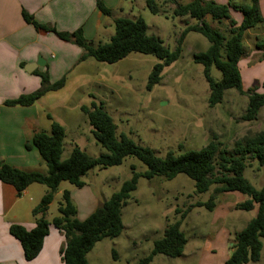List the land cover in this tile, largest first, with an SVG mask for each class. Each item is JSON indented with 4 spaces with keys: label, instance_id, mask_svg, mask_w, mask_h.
Here are the masks:
<instances>
[{
    "label": "rangeland",
    "instance_id": "obj_1",
    "mask_svg": "<svg viewBox=\"0 0 264 264\" xmlns=\"http://www.w3.org/2000/svg\"><path fill=\"white\" fill-rule=\"evenodd\" d=\"M153 1L161 5L163 0ZM177 1L184 5L192 0ZM124 5L131 6L135 18L140 17L145 22L147 34L159 38L169 51L175 49L176 39L186 26L198 23L188 16L173 17L172 5H162L163 15H153L142 0H125ZM206 21L226 33L225 21L217 24L209 17ZM109 31L113 35L114 26ZM256 31L263 34L261 29ZM187 35L180 58L163 69L160 82L150 91L146 90L147 79L160 61L152 55L131 53L113 64L90 59L68 76L61 89L44 98L41 104L46 114L65 128L61 159L66 160L74 147L90 157L104 153L80 111L81 106H89L91 102L104 106L116 126L117 137L124 134L152 150L157 157H164L169 151L177 155L197 151L211 141L219 143L220 149L232 156L235 141L264 131V106L254 121L241 120L247 95L261 93L264 80V61L253 43L255 35L251 32L243 39L245 56L238 64L243 94L226 90L222 101L211 108L207 105L208 86L203 68L193 62V55L205 51L208 42L200 34L189 32ZM210 75L216 81L220 79V72L214 67ZM45 133L49 134L50 130ZM145 170L139 160L128 156L119 166L94 168L88 172L83 178L84 186L102 203L118 191L132 173ZM243 177L259 190L264 186V167L248 160ZM34 187L46 192L42 185L34 184ZM72 188L75 189L67 182L59 186V190ZM212 190L213 187L206 193L196 194L193 181L183 174L170 181L138 178L136 190L121 210L123 221L135 223L117 238L97 242L87 254L89 263L137 264L150 253L153 242L162 237L164 229L179 220L176 210L182 212L197 202H206ZM60 196L59 193L54 196L49 205V217L57 216ZM246 199L238 193H225L217 197L212 211L191 208L180 226L186 238L182 256L171 259L156 255L149 264H225L236 234L256 215V207L249 212L235 208ZM262 244L259 261L248 264H264V242Z\"/></svg>",
    "mask_w": 264,
    "mask_h": 264
},
{
    "label": "trees",
    "instance_id": "obj_2",
    "mask_svg": "<svg viewBox=\"0 0 264 264\" xmlns=\"http://www.w3.org/2000/svg\"><path fill=\"white\" fill-rule=\"evenodd\" d=\"M232 1L218 4L213 1L192 0L183 5L177 0H163L162 4L158 5L153 0H145L146 7L153 15H163L162 5H172L173 17L188 16L198 21L196 25L186 26L182 30L173 51H169L159 38L147 34V26L140 17L114 19V34L108 42L95 46L85 41L81 29L72 33L59 32L51 26L37 23L25 11H22V18L36 30L52 33L63 42L73 43L82 48L86 53L82 60L91 58L96 62L113 64L131 53L154 56L160 63L153 66L148 76L147 91L160 82L163 69L180 58L185 36L189 32L200 34L207 40L208 47L205 51L194 54L193 62L203 68V77L208 86L207 105L211 108L222 101L226 90L233 89L243 94L238 68L239 62L245 56L243 35L245 31L262 21L257 0H250L249 4H237ZM96 5L102 14L110 16V12L100 1L97 0ZM231 10L242 15L239 25L232 19ZM207 17L217 24L228 21L226 33L210 26L206 21ZM255 47L264 61V42L256 43ZM211 67L220 72L219 80L211 77ZM35 75L40 78L39 89L4 101L3 105L31 106L45 94L61 89L66 82L65 76L55 83H50L46 72H35ZM261 89V93L249 92L247 95V105L241 115L242 121H254L264 106V80ZM80 111L87 118L91 134L104 153L90 157L74 147L70 156L62 160L65 131L60 124L51 121L50 133H35L31 141V146L37 150L46 167L45 174L24 172L0 162V181L11 185L18 196L32 184L46 188L45 194L32 210V215L38 216L34 228L30 231L19 225H11L9 228L10 235L21 244L27 261L39 253L48 227L52 225L66 237L67 242L61 252L63 264H88L87 254L97 242L121 235L123 231L121 210L136 190L138 178L142 177L147 181L154 178L170 181L178 174H183L193 181L196 194L206 193L213 187L212 193L206 202H197L182 212L176 210V213L180 214L179 220L170 223L164 229L162 237L153 242L150 253L137 264H149L156 255L171 259L182 256L186 238L180 226L188 212L191 208L197 207L212 211L217 197L225 193H238L247 198L236 205L237 210L249 212L257 208L256 215L236 234L225 264H248L259 261L264 242V186L259 190L254 189L243 177V171L248 160L256 161L259 166L264 167V131L235 141L232 156H227L225 150L220 149L219 143L211 141L197 151H187L179 155L169 151L164 157H157L152 150L138 145L124 134L117 137L116 126L101 103L91 102L89 106H81ZM47 118L51 120L49 116ZM128 156L139 160L146 170L143 173H132L130 179L124 181L119 190L100 203L87 218L77 219L70 192L64 190L58 203L57 216L50 222L45 219L46 211L61 182H67L77 189L82 188L83 178L88 172L94 168L119 166ZM112 254L115 256L114 251Z\"/></svg>",
    "mask_w": 264,
    "mask_h": 264
},
{
    "label": "crops",
    "instance_id": "obj_3",
    "mask_svg": "<svg viewBox=\"0 0 264 264\" xmlns=\"http://www.w3.org/2000/svg\"><path fill=\"white\" fill-rule=\"evenodd\" d=\"M98 1L110 12V16L101 13L96 5L97 0H0V162L4 165L24 172L45 174L46 167L37 150L31 146V141L35 133L49 132L51 121L55 122L41 104L52 92L26 107L5 106L4 101L39 89L41 82L35 72H46L50 83L57 82L63 76L68 80L77 67L91 59L82 60L86 53L77 45L63 42L54 34L36 30L24 22L22 11L31 15L37 23L51 26L59 32L72 33L81 29L85 41L95 46L108 42L112 36L109 30L113 27L114 19L135 18L131 6L125 7V0ZM204 1L225 4L228 0ZM232 2L249 4L250 0ZM257 7L262 21L243 35L245 39L252 32L255 35L254 45L264 42V0H257ZM230 14L239 25L242 15L232 10ZM225 22L227 27L229 22ZM258 29L263 34L257 33ZM38 58L41 59V66H36ZM30 65L35 67L29 69ZM26 68L31 71L27 72ZM43 190L32 184L18 196L11 185L0 181V264H63L61 252L67 242L66 237L52 225L48 227L39 253L30 261L25 259L21 244L9 233L11 225H19L27 231L34 228L38 216L34 217L32 210L45 193ZM64 190L70 192L78 220L87 218L100 204L99 199L93 197L85 186L63 190L58 187L54 196L58 193L61 195ZM34 198L36 200H32ZM48 209L45 218L50 222L55 216L49 217ZM134 223L122 220L123 231L129 230ZM87 261L90 264L88 255Z\"/></svg>",
    "mask_w": 264,
    "mask_h": 264
},
{
    "label": "water",
    "instance_id": "obj_4",
    "mask_svg": "<svg viewBox=\"0 0 264 264\" xmlns=\"http://www.w3.org/2000/svg\"><path fill=\"white\" fill-rule=\"evenodd\" d=\"M41 59H37V62H36V66H41ZM35 67V65H30L28 68L30 69V68H34ZM29 69H25L27 72H29V71H31V70H29Z\"/></svg>",
    "mask_w": 264,
    "mask_h": 264
},
{
    "label": "built area",
    "instance_id": "obj_5",
    "mask_svg": "<svg viewBox=\"0 0 264 264\" xmlns=\"http://www.w3.org/2000/svg\"><path fill=\"white\" fill-rule=\"evenodd\" d=\"M22 193H23V192H22ZM22 193H21V194H22Z\"/></svg>",
    "mask_w": 264,
    "mask_h": 264
}]
</instances>
